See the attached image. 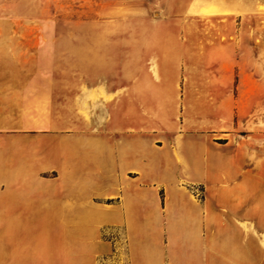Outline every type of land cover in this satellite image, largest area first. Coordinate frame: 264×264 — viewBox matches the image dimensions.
<instances>
[{
    "label": "crops",
    "instance_id": "0c3cea01",
    "mask_svg": "<svg viewBox=\"0 0 264 264\" xmlns=\"http://www.w3.org/2000/svg\"><path fill=\"white\" fill-rule=\"evenodd\" d=\"M258 2L0 37V264H264Z\"/></svg>",
    "mask_w": 264,
    "mask_h": 264
},
{
    "label": "rangeland",
    "instance_id": "374dc122",
    "mask_svg": "<svg viewBox=\"0 0 264 264\" xmlns=\"http://www.w3.org/2000/svg\"><path fill=\"white\" fill-rule=\"evenodd\" d=\"M18 1L0 0V37L87 38L103 36V27L108 28L104 36H115L118 32L115 28L131 25L142 17L208 23L230 21L236 15L232 5L246 3V0H223L228 5L226 12L204 18L194 17L188 6L198 11L197 5H201V11L213 14L220 11L214 0H197L194 4L190 0H40L29 10L19 7ZM258 7L264 10V3ZM108 235L115 238L113 231Z\"/></svg>",
    "mask_w": 264,
    "mask_h": 264
}]
</instances>
